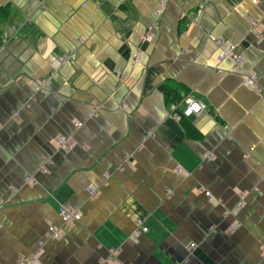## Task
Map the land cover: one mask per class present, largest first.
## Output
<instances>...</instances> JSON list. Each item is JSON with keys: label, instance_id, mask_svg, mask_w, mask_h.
<instances>
[{"label": "crops", "instance_id": "obj_1", "mask_svg": "<svg viewBox=\"0 0 264 264\" xmlns=\"http://www.w3.org/2000/svg\"><path fill=\"white\" fill-rule=\"evenodd\" d=\"M0 19V264H264V95L239 75L264 92V0H0ZM185 96L204 109L180 121Z\"/></svg>", "mask_w": 264, "mask_h": 264}, {"label": "built area", "instance_id": "obj_2", "mask_svg": "<svg viewBox=\"0 0 264 264\" xmlns=\"http://www.w3.org/2000/svg\"><path fill=\"white\" fill-rule=\"evenodd\" d=\"M256 2H257V0H253V3H256ZM164 7H165V4L163 2L161 5V9L159 10V14H161ZM250 24L252 26V29H254L256 27L257 23L254 21H251ZM3 42H4V40H3ZM222 48H223V51L219 54V56L217 57V60L221 61L224 59H230L233 63V68L236 71L239 70L242 67L243 61L235 53V47H233L232 45H225ZM74 59H75V56L70 57V60L73 61ZM239 75L241 77L242 84L245 88L259 94L260 96L264 95V92L262 90H260V88L258 87L257 76L254 72H252V71L241 72V74H239ZM184 103H185V107L181 110V114L185 118L197 116L204 109L203 105H201L199 102H197L196 100H194L191 97L186 98L184 100ZM172 109H174V107H172ZM89 117H91V114H89ZM74 126L79 127V124L75 123ZM151 136H152V131L147 133L146 138L151 137ZM70 140H71L70 135L67 137H59V139L56 141L55 145L58 149L70 150L72 148V144H70ZM205 159L211 160V159H213V156L211 154H206ZM177 173L182 174L183 173L182 169H178ZM104 178L107 179L106 174H104ZM26 182H28L30 184L35 183L32 176L26 177ZM96 193H97V190L91 189L92 195H96ZM202 193L209 200H212V196L208 191L202 190ZM1 207L2 206H0V208ZM58 216L60 217L61 221L64 224L76 223L81 219V212L79 210H70L63 205H59ZM135 225L137 227V230L134 232V237L136 238V237H139L141 234L145 233L146 229H145V227H142V223L139 219L135 220ZM43 237H44V240L38 242L39 247H41L45 241L60 239L61 233L55 227L49 226L47 233ZM194 247H195L194 244L190 245L191 249ZM40 255H41V252L38 251L35 255H33L27 259L25 257L21 256L19 259V262H20V264H37L38 258Z\"/></svg>", "mask_w": 264, "mask_h": 264}, {"label": "trees", "instance_id": "obj_3", "mask_svg": "<svg viewBox=\"0 0 264 264\" xmlns=\"http://www.w3.org/2000/svg\"><path fill=\"white\" fill-rule=\"evenodd\" d=\"M0 22H1V19H0ZM1 45H2V38H1V36H0V48H1ZM174 95H176V93H174ZM186 97H187V96L183 97L182 102L184 101V99H185ZM172 115H174V116L177 118V120H180V121L186 119L185 117L182 116L181 112H180V111H177V110H176V111H173Z\"/></svg>", "mask_w": 264, "mask_h": 264}]
</instances>
